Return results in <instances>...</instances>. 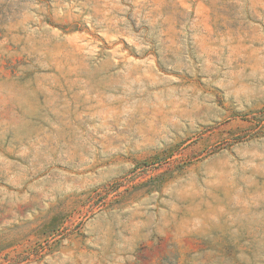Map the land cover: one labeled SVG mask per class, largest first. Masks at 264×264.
Returning a JSON list of instances; mask_svg holds the SVG:
<instances>
[{
	"label": "rangeland",
	"instance_id": "rangeland-1",
	"mask_svg": "<svg viewBox=\"0 0 264 264\" xmlns=\"http://www.w3.org/2000/svg\"><path fill=\"white\" fill-rule=\"evenodd\" d=\"M0 264H264V0H0Z\"/></svg>",
	"mask_w": 264,
	"mask_h": 264
}]
</instances>
